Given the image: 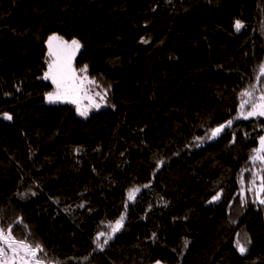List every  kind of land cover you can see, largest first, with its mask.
Wrapping results in <instances>:
<instances>
[{"label":"trees","instance_id":"obj_1","mask_svg":"<svg viewBox=\"0 0 264 264\" xmlns=\"http://www.w3.org/2000/svg\"><path fill=\"white\" fill-rule=\"evenodd\" d=\"M52 33L112 106L44 101ZM261 65L264 0H0V227L44 264H264Z\"/></svg>","mask_w":264,"mask_h":264},{"label":"snow or ice","instance_id":"obj_2","mask_svg":"<svg viewBox=\"0 0 264 264\" xmlns=\"http://www.w3.org/2000/svg\"><path fill=\"white\" fill-rule=\"evenodd\" d=\"M243 27L241 21L237 20L235 22V28L237 31H239ZM51 41V38H50ZM71 45L74 46L75 50H78L80 47V43L77 40H73L71 42ZM49 55L55 56L56 58L48 65V72L45 73L44 79H51L52 83L56 86L55 92H49L47 93V99L49 102H55L57 100L61 99H68L69 97H72L76 94L77 87L74 84V81L78 79L75 75V70L71 68V57H63L59 52H53L51 48V43L49 44ZM87 66H85L81 71L86 72ZM259 73L260 75L257 76V82L260 81L261 77H264V65H261L259 67ZM84 79H87V77H84ZM94 82V81H91ZM253 90L255 89V85L252 86ZM242 97H248L249 99L253 96V91L245 90L241 93ZM249 99H242L240 108L241 110L244 109L245 105L249 104ZM71 102L75 103L76 101L73 99ZM79 112V108L77 109ZM81 115H87L85 112H80ZM242 116H244L245 119H247L250 116H261L264 117V95H261L259 97V102H256V100H252L251 103V110L247 112V115H244L243 111L240 113ZM6 119H11L12 117L8 115L7 113L4 114ZM232 121L227 122V126H231ZM225 128V125H220L219 127L212 130V137L217 136L223 129ZM199 139V138H198ZM261 142V149L256 150L258 155H255L252 157V159L255 161L257 159L264 162V137L260 138ZM262 179V189H264V177ZM139 189H132L128 193V200L132 201L135 200V193L138 192ZM218 199V196L213 197V200ZM261 204H264V200L260 201ZM125 208H127V205H125ZM125 217L124 215H121V217L115 221V224L112 226V232L115 233L119 231V229L123 226V221ZM105 233L100 232L98 233L96 240L99 241L100 237L104 236ZM155 235V234H153ZM108 241L107 239L104 240V243L106 244ZM185 245H187V242H185ZM101 245L98 244V247ZM238 250L243 254L247 249L240 245L239 242H237ZM11 251L13 253L12 262L15 264L16 259H19L21 261V264H30V260L32 258L37 257V253L43 252V248L41 245H36L33 247L30 243L27 242V240H17L15 236L12 233V226L9 225L7 228V231L3 227H0V264H8L7 253ZM35 264H44V262L40 259L35 260ZM159 264V262H158Z\"/></svg>","mask_w":264,"mask_h":264},{"label":"rangeland","instance_id":"obj_3","mask_svg":"<svg viewBox=\"0 0 264 264\" xmlns=\"http://www.w3.org/2000/svg\"><path fill=\"white\" fill-rule=\"evenodd\" d=\"M51 38V41H50ZM73 40H77L76 38H71V39H66L61 37L60 35L56 33H52L48 36L46 45H47V51H48V57L45 62V68L43 70L42 76L44 77L45 73L48 72V65L56 58L55 56L49 55V44L51 43V48L53 52H59L61 56L63 57H71V68L75 70V75L78 77L77 80L74 81V84L77 87L76 94L72 97H69L68 99H61L57 100L55 102H49L47 99V93L49 92H55L56 91V86L52 83L51 79H46L49 80L52 83V89L49 90L48 92L45 93L44 95V101L47 103H71L74 107V110L77 115L81 117H86L90 112L94 110H98L100 108H103L105 106H112L111 102L109 103L106 98H107V93L104 89L100 88L97 84H95L93 81V78L89 76V74L84 71H81V69H77L75 66V57L78 54V51L81 48V42L80 47L78 50L74 49V46L71 45V42ZM84 77H87V79H84ZM75 100L76 102L73 103L71 100ZM79 108V112L77 109ZM80 112H85L87 115H81ZM212 136V135H211ZM264 137V133L260 136ZM259 138V145H258V150L261 149V142ZM259 154H264V153H259ZM255 155H258L256 153ZM254 155V156H255ZM259 160V159H258ZM261 161V160H260ZM262 176L257 177L258 182H255L253 184V194H254V200L255 201H261L264 198V189H262ZM115 224V223H114ZM113 224V225H114ZM112 225V226H113ZM113 232L111 230L110 233H107L104 235V238H107L109 236H112ZM237 242H239L240 245H243L246 249L249 246V241L246 236H243L241 232L237 233L235 236V244L237 246ZM238 248V247H237ZM13 253L9 251L7 253L6 259H8V264H13L12 258ZM38 259L32 258L30 260V264H35V260ZM166 264L161 261H155L150 264ZM15 264H21V261L19 259H16Z\"/></svg>","mask_w":264,"mask_h":264}]
</instances>
